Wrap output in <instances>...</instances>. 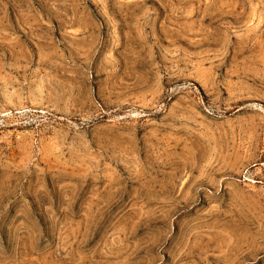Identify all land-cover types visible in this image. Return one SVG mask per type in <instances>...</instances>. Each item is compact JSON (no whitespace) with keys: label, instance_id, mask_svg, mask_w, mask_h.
Segmentation results:
<instances>
[{"label":"rangeland","instance_id":"rangeland-1","mask_svg":"<svg viewBox=\"0 0 264 264\" xmlns=\"http://www.w3.org/2000/svg\"><path fill=\"white\" fill-rule=\"evenodd\" d=\"M0 264H264V0H0Z\"/></svg>","mask_w":264,"mask_h":264}]
</instances>
